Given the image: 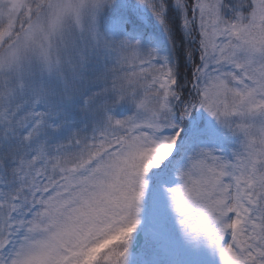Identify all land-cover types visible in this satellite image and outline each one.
<instances>
[{
	"label": "snow or ice",
	"instance_id": "obj_1",
	"mask_svg": "<svg viewBox=\"0 0 264 264\" xmlns=\"http://www.w3.org/2000/svg\"><path fill=\"white\" fill-rule=\"evenodd\" d=\"M0 264H264V0H0Z\"/></svg>",
	"mask_w": 264,
	"mask_h": 264
}]
</instances>
